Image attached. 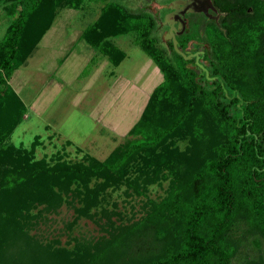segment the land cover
I'll return each instance as SVG.
<instances>
[{
  "label": "trees",
  "instance_id": "16d2710c",
  "mask_svg": "<svg viewBox=\"0 0 264 264\" xmlns=\"http://www.w3.org/2000/svg\"><path fill=\"white\" fill-rule=\"evenodd\" d=\"M210 2L220 17L205 19L204 27L197 22L198 33H183L177 45L169 43L170 51L153 36L149 14L112 3L102 8L83 40L116 67L125 54L109 38L132 33L162 81L129 130L131 138L103 161L90 156L69 162L60 156L35 160L38 137L29 149L9 142L26 107L8 81L57 13L76 10L81 1L4 0L9 23L0 40V264H232L248 237L264 239V0ZM202 34L208 48L200 56L207 63L198 73L188 66L196 59L176 48ZM162 180L168 181L164 197L146 198L147 186ZM122 188L129 199H145L120 220L103 203L108 191ZM63 204L76 218L108 212L101 236L73 239L67 249L32 233L42 214Z\"/></svg>",
  "mask_w": 264,
  "mask_h": 264
},
{
  "label": "rangeland",
  "instance_id": "374dc122",
  "mask_svg": "<svg viewBox=\"0 0 264 264\" xmlns=\"http://www.w3.org/2000/svg\"><path fill=\"white\" fill-rule=\"evenodd\" d=\"M80 1L79 8L73 13L65 9L57 13L41 38V48L13 72V82L9 83L24 103L26 114L8 140L16 147L29 149L38 137L34 146L35 160L60 156L69 162H80L91 156L103 161L132 137L129 130L139 119L149 94L162 81L161 72L135 44L132 33L109 38L125 54L117 67L80 40L81 32L92 25L105 5L112 3L121 9L152 16L155 21L153 36L167 51H170V44H178L183 32L192 37L199 31L196 23L199 22V27L206 23L205 19L198 20L200 17L192 11L188 0ZM4 7V0H0V14L6 13ZM176 13L189 18L190 23L183 31L180 26H175L180 30L178 35H173L170 25L177 20ZM5 23L6 20L0 25V40ZM203 34L188 40L185 48H176L187 59H196L195 66H188L198 73L207 63L200 56L208 48ZM186 144L185 140L177 142L180 150ZM167 185L166 180L148 185L145 197L159 201L164 197ZM106 196L108 202L105 201L103 206L108 212L110 209L119 212L120 220L129 217L131 211H137L145 199H129L123 194V188L108 191ZM38 210L40 207L33 214ZM108 212L98 214L93 220L76 218L72 208L63 204L56 213L42 214L43 223L32 233L46 243L58 241V246L70 249L73 239L101 236L100 226L107 222ZM110 219L116 224L119 220L115 216ZM242 231L240 225L237 233ZM232 264H264V239L248 237L236 252Z\"/></svg>",
  "mask_w": 264,
  "mask_h": 264
},
{
  "label": "flooded vegetation",
  "instance_id": "af4514ba",
  "mask_svg": "<svg viewBox=\"0 0 264 264\" xmlns=\"http://www.w3.org/2000/svg\"><path fill=\"white\" fill-rule=\"evenodd\" d=\"M188 1H189V4L191 5V7H194V5L195 6L198 5L199 4L198 1L201 2L202 5H200V4L198 5L201 11L196 12L197 16H203L204 19H206V20H214V21L220 17V14L214 8L212 2H211L212 8L206 9L207 11L205 14L203 12V9L206 7V5L203 4V0H188ZM176 18H177V20L174 23H171V25H170L173 35H174V33L177 34L180 29H181V31L187 30L186 28L188 27V25L190 23V19L184 15L176 13ZM175 26L176 27L180 26V29H175ZM183 33H185V32H183Z\"/></svg>",
  "mask_w": 264,
  "mask_h": 264
},
{
  "label": "crops",
  "instance_id": "0c3cea01",
  "mask_svg": "<svg viewBox=\"0 0 264 264\" xmlns=\"http://www.w3.org/2000/svg\"><path fill=\"white\" fill-rule=\"evenodd\" d=\"M65 10H69L71 13H73V10L72 9H65ZM59 16V15H58ZM70 16H72V15H70ZM0 18H1V20L3 19V21H2V23L4 22V20H6V23H5V29H6V27H7V25H8V21H9V19L5 16V14H0ZM71 19V18H70ZM1 22H0V25L2 24ZM93 23V22H92ZM1 27V26H0ZM86 28H84V30H85ZM82 33L83 32H81V35H80V40H82L83 42H84V44H86V45H88V46H90L91 48H93L95 51H98L96 48H94V47H92L90 44H88L87 42H85L84 40H83V38H82ZM41 41V40H40ZM40 43V42H39ZM39 43H38V45L36 46V48H35V50H34V52H33V54L36 52V50L38 51L39 50V48H41V47H39ZM98 53H100V52H98ZM101 54V53H100ZM102 55V54H101ZM32 56V55H31ZM30 56V57H31ZM103 57H104V59H106V61L109 63V61L107 60V58L104 56V55H102ZM121 63V62H120ZM110 64V63H109ZM117 67V66H116ZM13 77L11 76V78H10V80L8 81V84L9 83H11L12 84V82H13V80H11ZM11 84H9V85H11ZM12 89L15 91V89H14V87H13V85H12ZM16 92V91H15ZM17 93V92H16Z\"/></svg>",
  "mask_w": 264,
  "mask_h": 264
},
{
  "label": "water",
  "instance_id": "95a60500",
  "mask_svg": "<svg viewBox=\"0 0 264 264\" xmlns=\"http://www.w3.org/2000/svg\"><path fill=\"white\" fill-rule=\"evenodd\" d=\"M198 3H199L200 5H202L200 1H198ZM199 4H198V5H199ZM203 4L206 5V7L203 9V12L206 14V11H207L206 9H208V8H212V5H211L210 0H203ZM198 5H196V6L194 5L195 8H194V7H191V8H192V11H195V12H199V11H201ZM201 7H202V6H201Z\"/></svg>",
  "mask_w": 264,
  "mask_h": 264
}]
</instances>
